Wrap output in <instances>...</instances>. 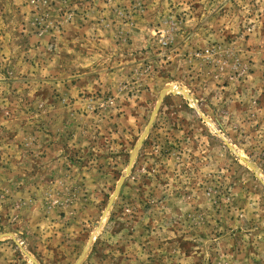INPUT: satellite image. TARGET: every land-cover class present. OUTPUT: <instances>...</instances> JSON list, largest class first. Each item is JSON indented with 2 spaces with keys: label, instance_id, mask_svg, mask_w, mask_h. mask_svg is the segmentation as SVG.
Masks as SVG:
<instances>
[{
  "label": "rangeland",
  "instance_id": "rangeland-1",
  "mask_svg": "<svg viewBox=\"0 0 264 264\" xmlns=\"http://www.w3.org/2000/svg\"><path fill=\"white\" fill-rule=\"evenodd\" d=\"M0 264H264V0H0Z\"/></svg>",
  "mask_w": 264,
  "mask_h": 264
},
{
  "label": "water",
  "instance_id": "water-1",
  "mask_svg": "<svg viewBox=\"0 0 264 264\" xmlns=\"http://www.w3.org/2000/svg\"><path fill=\"white\" fill-rule=\"evenodd\" d=\"M125 177V176H124Z\"/></svg>",
  "mask_w": 264,
  "mask_h": 264
}]
</instances>
